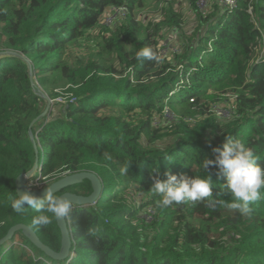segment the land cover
<instances>
[{
	"label": "trees",
	"instance_id": "obj_1",
	"mask_svg": "<svg viewBox=\"0 0 264 264\" xmlns=\"http://www.w3.org/2000/svg\"><path fill=\"white\" fill-rule=\"evenodd\" d=\"M143 1L0 0V240L25 224L53 252L63 249L51 213L49 225L36 226L40 213L11 207L16 178L36 160L30 179L51 183L90 171L103 187L94 204L73 205L66 217L65 259L48 256L21 229L0 244V264H264V189L249 215L228 206L232 197L214 170L213 195L202 201L165 207L150 190L157 174L205 177L203 163L215 159L225 136L253 150L264 167V0L194 7L195 30L162 62L135 56L144 47L158 54L183 16L173 0H156L159 19L144 25L135 17ZM120 6L127 18L102 25L106 11ZM97 28V58H65L67 45ZM57 88L67 102L52 101L42 115L41 94L54 100ZM211 105L230 117L213 115ZM164 107L177 117L161 132ZM72 187L61 192L91 193L87 180Z\"/></svg>",
	"mask_w": 264,
	"mask_h": 264
},
{
	"label": "clouds",
	"instance_id": "obj_2",
	"mask_svg": "<svg viewBox=\"0 0 264 264\" xmlns=\"http://www.w3.org/2000/svg\"><path fill=\"white\" fill-rule=\"evenodd\" d=\"M135 58L143 62H162L165 57L158 55L151 47H144L137 51ZM72 101V99L70 100ZM215 159L205 160L203 168L205 177H188L181 174L165 173L166 178H159V174L153 178L150 190L161 197L162 206H170L185 201H202L213 195V172L218 177H223L221 184L222 192L232 197L228 205L242 215H249L252 211L250 205L257 201L264 189V167L257 161L258 157L253 150L246 147L239 139L225 136L222 146L215 148ZM122 174L129 171V162L120 169ZM53 188H46L42 196L35 195L30 191L18 193L11 205L13 211L22 214L25 206L37 213L33 219L36 226H47L52 219L47 213H51L56 220L68 217L73 211V202L67 196L57 197Z\"/></svg>",
	"mask_w": 264,
	"mask_h": 264
},
{
	"label": "rangeland",
	"instance_id": "obj_3",
	"mask_svg": "<svg viewBox=\"0 0 264 264\" xmlns=\"http://www.w3.org/2000/svg\"><path fill=\"white\" fill-rule=\"evenodd\" d=\"M215 1H217L220 4L226 3V0H195L194 5H192L191 0H173V7H175V9L178 12L182 13L183 23L181 26V30H179V31L171 30L168 33L167 38L162 41V42L166 41L165 44L167 45V46H164V44H163L161 46L162 51H165L168 48H169V50H172L175 48L173 46H177V48H180V46H182V43L184 42L185 38H189L190 37L189 35L192 34V32L195 30V26L197 23V18H196L197 16L194 13V7L199 12H201V10L207 11L208 9L212 8V4ZM143 4H144V8H143V10L138 11L136 13V16H135L136 19L144 25L147 24L148 22H154V21L158 20L159 19V10L156 7V0H144ZM99 31H100L99 28L92 30V31H89L87 33V35L85 36V38L82 40V42L78 43V45L77 44L67 45L65 47V58H69L71 60V62H73V63L75 62L76 57H82L85 59L97 58L96 53L99 49L98 48ZM79 44H80V47L78 48ZM56 90L58 92V97H56V99H54V100H51V102L52 101L53 102H59L61 104H64V102H67V99H65L66 93L59 88H57ZM68 95H70V94H68ZM45 106H46V103H45ZM211 106H216V105H211ZM59 107L60 106H58V105H54L53 107H51V109H53L55 111ZM220 107H223V106H220ZM221 111H222V109H221ZM230 115H231V111L224 107L221 116L230 117ZM158 121H159V125H160L159 128H162L161 132H165L172 122L171 118H165L164 115H162V117L159 118ZM189 122L193 123L192 120H190ZM64 176L65 175L62 174L59 178L64 177ZM59 178L57 177V178H55V180H58ZM55 180L53 179V180H51V182H53ZM49 183L50 182H38L37 180H34V179L30 180V178L26 182L27 187L30 189L45 188L46 186L49 185ZM73 186H75V185H73ZM66 190H76V187L69 186L66 188ZM149 211H151L149 213V214H151L152 210L149 209ZM141 213L139 214L140 217H143L147 221H150L151 215H149L147 213V211L142 210Z\"/></svg>",
	"mask_w": 264,
	"mask_h": 264
},
{
	"label": "water",
	"instance_id": "obj_4",
	"mask_svg": "<svg viewBox=\"0 0 264 264\" xmlns=\"http://www.w3.org/2000/svg\"><path fill=\"white\" fill-rule=\"evenodd\" d=\"M30 80H32L31 74H30ZM41 96L46 101L45 109L42 112V115H44L50 108L51 99L46 94H43V93L41 94ZM30 139L34 142V138L32 135H30ZM35 147H36V145L34 144V148ZM37 165L38 164H37V160H36L35 164L31 170H29L28 172H26L24 174L19 175L16 178V180H15V191H16L17 196H18V193L23 192L25 190L30 191L31 193H33L35 195L42 196L44 193V190L46 188H53V190H54L53 194L54 195L59 193L57 195V197H63L65 195H67L72 200L73 205L87 206V205L94 204L102 195V190H103L102 182L96 176L95 173L90 172V171H81V172H76L73 174L66 175L64 177L59 178L58 180L51 182L45 188L30 189L27 187L26 182L29 178H31L33 176L34 172L37 169ZM83 180H87L90 183V186H91V193L90 194L81 195V194L72 193L70 191L61 192L63 189H65L69 186L81 183ZM56 223H57V226H58L60 234H61V243L63 244V249L59 253H56V252H53L52 250H50L45 244H43L40 241V239L35 234V232L25 224L15 225L12 228V230L10 231V233L5 238L0 240V244L4 243L6 240H8L14 234L15 231L22 229L31 236V238H32V240H33V242L37 248L44 251L48 256H50L53 259L63 260L68 256L69 250L71 247L70 233H69V228H68L66 218L59 220V221L56 220Z\"/></svg>",
	"mask_w": 264,
	"mask_h": 264
},
{
	"label": "built area",
	"instance_id": "obj_5",
	"mask_svg": "<svg viewBox=\"0 0 264 264\" xmlns=\"http://www.w3.org/2000/svg\"><path fill=\"white\" fill-rule=\"evenodd\" d=\"M228 6H233L235 4V0H226V3ZM129 12L128 9L124 6H120V7H111L109 8L106 13L104 14L103 18H102V25L106 26V25H114L116 23H118L119 20H125L128 16ZM167 46V45H164ZM175 47V46H173ZM176 48V47H175ZM172 49L169 50V48L165 51H162L161 48H159L158 50V55H166V54H170L173 55L176 52H178V49ZM258 60V58H257ZM65 104V102H64ZM224 109V107H216V106H212L211 107V111L213 112V115H216L218 117H220L222 115V111ZM161 115H164L165 118H171V120L176 119V115L172 112V110L168 107H164L161 111ZM29 180V179H28ZM31 180V179H30Z\"/></svg>",
	"mask_w": 264,
	"mask_h": 264
}]
</instances>
